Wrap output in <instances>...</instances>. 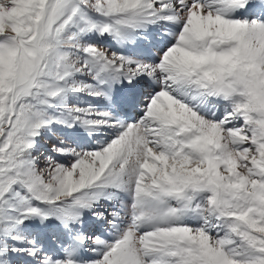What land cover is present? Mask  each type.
<instances>
[{
	"label": "snow or ice",
	"instance_id": "snow-or-ice-1",
	"mask_svg": "<svg viewBox=\"0 0 264 264\" xmlns=\"http://www.w3.org/2000/svg\"><path fill=\"white\" fill-rule=\"evenodd\" d=\"M0 264H264V0H0Z\"/></svg>",
	"mask_w": 264,
	"mask_h": 264
}]
</instances>
